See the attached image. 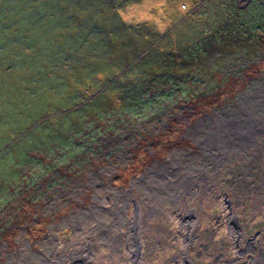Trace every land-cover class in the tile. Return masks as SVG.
Segmentation results:
<instances>
[{"label":"rangeland","instance_id":"1","mask_svg":"<svg viewBox=\"0 0 264 264\" xmlns=\"http://www.w3.org/2000/svg\"><path fill=\"white\" fill-rule=\"evenodd\" d=\"M32 1L50 31L15 22L40 13L27 0H0V27L13 18L0 31V264H264V62L242 71L261 59L264 29L228 59L159 79L145 59L130 68L140 34L89 26L72 39L50 0ZM194 5L118 12L164 32Z\"/></svg>","mask_w":264,"mask_h":264},{"label":"trees","instance_id":"2","mask_svg":"<svg viewBox=\"0 0 264 264\" xmlns=\"http://www.w3.org/2000/svg\"><path fill=\"white\" fill-rule=\"evenodd\" d=\"M140 1L141 0H50L49 5L51 4L52 6L51 10H55V15L57 14L65 20L66 24H69H67V31L68 34L72 35V39H80V37L87 32L89 26H93V28L90 29V33H94L95 35H103L105 32L107 34V32L113 28L119 31L123 26L130 29L134 34H140L138 35L139 38L136 39L141 41V45L134 56V63L131 64L130 68H133L136 64H139L141 60L145 59L150 61L151 68L159 70L151 75L156 76L159 73L162 74L159 79L163 77L165 79L173 77L171 75H166L170 70L174 72L183 71L181 75L187 76L189 72L186 70H189L191 67L193 68L197 63L201 66L211 67L214 59H217V61L228 59L238 53L237 50L240 48V45L246 41L251 42L252 40L250 41V38H252V36L255 39L256 36L259 38L261 31L264 29V0H251L245 7H241L238 0H193L195 2L194 7L192 6L191 10L182 15L177 21V24H175V26L173 25L174 27L171 26L164 32H159L145 22L134 24L121 20L118 10L128 4ZM99 4L103 11L101 17L98 19L92 17V15L95 11H98ZM30 8H38L37 11L39 10L38 12L40 13L36 11L32 13L27 12V18L23 19V15L16 17L15 14L19 12L15 11L13 12L16 20L15 22L19 23L20 26L22 20H24L27 22V27L29 26L33 29L43 27L45 23V28L49 30L50 26L53 25V19L41 15L43 3L27 0V10ZM3 12L5 11H0V15H3ZM78 12L81 15V19ZM84 16H89L90 18L87 24H84L82 21ZM12 19L11 15L7 14L8 23L0 27V31L7 28L9 24H12ZM105 19L112 25L108 27V29H103L101 25H99V22L101 23ZM47 22L50 24L47 25ZM13 30L15 38L21 36L19 27ZM248 33L251 34L250 38L249 35H247ZM5 39L6 36L1 34V40ZM102 42V45L105 46L107 41L106 39H102ZM162 46H165V48H162ZM159 48L160 51L157 53V49ZM231 48L235 51L231 52L233 50ZM262 49L264 50V47ZM63 51L66 53L72 52V50H68L66 47L62 46L59 49V54H62ZM250 52L252 51L248 53ZM151 58H153V60H150ZM2 61H4V59H2ZM262 62H264V52L258 62H250V60H248L243 64L244 69L242 71H244L245 74L247 69L250 70L251 67ZM17 65L16 63L15 67H17ZM64 65L67 66L71 72L76 73L80 71L86 73L84 68L78 70V67L75 66L71 60H67ZM96 65L97 64L94 62L89 64V66L93 67ZM31 67L33 70L41 69L39 67ZM159 67H163L165 71L163 69L161 70ZM41 70L48 74L46 69ZM251 77L253 76L249 78ZM239 78L242 79L241 76ZM249 78L247 80H249ZM155 79L158 80L157 77H155ZM173 79L176 80V82L171 83V89L173 88L179 91V89L182 88L180 85L183 81L177 77ZM185 80L188 85V79L186 78ZM151 81L156 82V80L153 79H151ZM80 83H82V81H80ZM121 83V81L117 82L114 87L120 91H124L125 88H122ZM43 86H48V84L42 82L41 87ZM145 97L146 95H142L141 99Z\"/></svg>","mask_w":264,"mask_h":264},{"label":"flooded vegetation","instance_id":"3","mask_svg":"<svg viewBox=\"0 0 264 264\" xmlns=\"http://www.w3.org/2000/svg\"><path fill=\"white\" fill-rule=\"evenodd\" d=\"M228 226V225H227ZM143 239L141 240V243H140V248L139 246L136 247L137 251H138V255L141 256L143 254V248H144V245H146L147 247V241L149 240L150 241V238H152V233L150 232L149 235L147 234L146 236H143L142 237ZM241 239H242V236H241ZM130 242V241H129ZM129 242L126 243V247L128 246ZM232 242V241H231ZM131 252H133L131 250ZM129 257V256H128ZM138 257V256H137ZM137 257H133L131 256V264H139V260Z\"/></svg>","mask_w":264,"mask_h":264},{"label":"bare ground","instance_id":"4","mask_svg":"<svg viewBox=\"0 0 264 264\" xmlns=\"http://www.w3.org/2000/svg\"><path fill=\"white\" fill-rule=\"evenodd\" d=\"M188 181V180H187ZM176 183V182H175Z\"/></svg>","mask_w":264,"mask_h":264}]
</instances>
